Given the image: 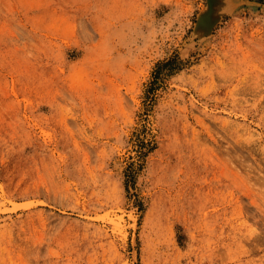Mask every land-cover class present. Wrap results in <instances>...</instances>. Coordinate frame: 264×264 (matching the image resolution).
Instances as JSON below:
<instances>
[{
  "label": "rangeland",
  "instance_id": "1",
  "mask_svg": "<svg viewBox=\"0 0 264 264\" xmlns=\"http://www.w3.org/2000/svg\"><path fill=\"white\" fill-rule=\"evenodd\" d=\"M205 7L0 0V264H264V0Z\"/></svg>",
  "mask_w": 264,
  "mask_h": 264
},
{
  "label": "water",
  "instance_id": "2",
  "mask_svg": "<svg viewBox=\"0 0 264 264\" xmlns=\"http://www.w3.org/2000/svg\"><path fill=\"white\" fill-rule=\"evenodd\" d=\"M216 1L217 0H206L205 9L198 14L194 25V33L198 37L207 35L209 25L211 24L207 21L216 19L219 14V8L221 5L219 4V0L217 4Z\"/></svg>",
  "mask_w": 264,
  "mask_h": 264
},
{
  "label": "bare ground",
  "instance_id": "3",
  "mask_svg": "<svg viewBox=\"0 0 264 264\" xmlns=\"http://www.w3.org/2000/svg\"><path fill=\"white\" fill-rule=\"evenodd\" d=\"M223 1H225V0H223ZM218 3V0L216 1V4ZM221 3H222V0H219V4L221 5ZM224 5H226V4H224ZM223 5V6H224ZM231 6V5H230ZM226 7H227V5H226ZM225 7V8H226ZM222 15L219 13L218 15H217V17H216V19H214V20H208L207 22H209V23H211L210 25H209V30H208V32H207V36L208 35H210V33H211V31H212V29H213V27L216 25V23L220 20V17H221ZM189 45V44H188Z\"/></svg>",
  "mask_w": 264,
  "mask_h": 264
},
{
  "label": "trees",
  "instance_id": "4",
  "mask_svg": "<svg viewBox=\"0 0 264 264\" xmlns=\"http://www.w3.org/2000/svg\"><path fill=\"white\" fill-rule=\"evenodd\" d=\"M169 63V62H168Z\"/></svg>",
  "mask_w": 264,
  "mask_h": 264
}]
</instances>
